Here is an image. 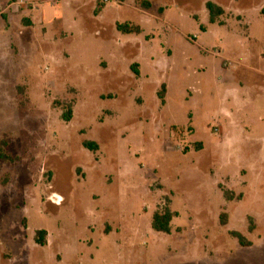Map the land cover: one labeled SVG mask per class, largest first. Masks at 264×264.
Listing matches in <instances>:
<instances>
[{
    "label": "rangeland",
    "instance_id": "obj_1",
    "mask_svg": "<svg viewBox=\"0 0 264 264\" xmlns=\"http://www.w3.org/2000/svg\"><path fill=\"white\" fill-rule=\"evenodd\" d=\"M149 1L0 0V264H264V0Z\"/></svg>",
    "mask_w": 264,
    "mask_h": 264
},
{
    "label": "trees",
    "instance_id": "obj_2",
    "mask_svg": "<svg viewBox=\"0 0 264 264\" xmlns=\"http://www.w3.org/2000/svg\"><path fill=\"white\" fill-rule=\"evenodd\" d=\"M136 4L139 6V8L147 10L151 7V2L149 0H136ZM205 8L208 12V19L209 22L213 23L216 21V19L223 14V9L218 6L217 4L207 1L205 2ZM102 9V5L100 3H97L94 14L97 15ZM116 29L120 31L121 33L128 34V33H139L140 28L139 26H131L127 23H121L116 24ZM132 70L134 73H137V71L133 68ZM164 95H165V85L161 84L160 90L157 92V97L160 99V102H164ZM70 106H68V109L66 112L62 114V117L65 121L69 120L70 117ZM83 147L90 151H96L97 150V144L94 141L90 140H83L82 142ZM0 158L6 159L7 157L2 153L0 150ZM175 216V213L170 211L167 207L162 208L161 210H156L152 213L151 216V222L150 226L151 228L156 232H162V233H169L170 232V222L172 218ZM219 222L221 225L225 224V215L221 214ZM230 234L236 238L237 242L240 246L246 247L249 245V242L245 239V237L237 232V231H231ZM46 231L45 230H37L34 235V242L39 246H44L46 244Z\"/></svg>",
    "mask_w": 264,
    "mask_h": 264
}]
</instances>
